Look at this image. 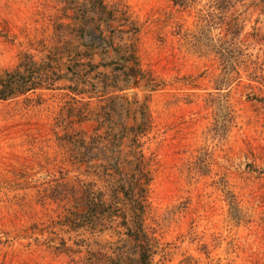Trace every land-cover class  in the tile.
<instances>
[{
  "label": "rangeland",
  "instance_id": "374dc122",
  "mask_svg": "<svg viewBox=\"0 0 264 264\" xmlns=\"http://www.w3.org/2000/svg\"><path fill=\"white\" fill-rule=\"evenodd\" d=\"M194 1L0 0V76L74 59L57 90L0 100V264H138L140 224L150 264H264V0L223 2L210 29L218 2ZM105 40L135 46L154 91L117 82L133 71Z\"/></svg>",
  "mask_w": 264,
  "mask_h": 264
},
{
  "label": "trees",
  "instance_id": "16d2710c",
  "mask_svg": "<svg viewBox=\"0 0 264 264\" xmlns=\"http://www.w3.org/2000/svg\"><path fill=\"white\" fill-rule=\"evenodd\" d=\"M105 0H99L100 4L97 6L99 8L100 13H107V5L104 3ZM180 6L182 8H186L190 2H195L194 0H180ZM218 3L217 6V13L201 10L200 20L203 23H206V26H209L216 24V21H220V24H225L229 20V15H231L230 11L231 9L240 3V0H216ZM233 1H237L233 4ZM221 2V4H220ZM225 2L226 4H229V7L231 9H223L222 3ZM111 17L112 15H108ZM106 38V37H105ZM104 38V39H105ZM105 46L107 48H104V55L108 57V60L110 64H113L117 67V69L124 74L126 71H133L132 75L127 74L126 79L123 80L122 77L118 78L117 82L122 83H135L136 80H142L148 82V87L151 89V91H154L157 87L156 79L153 77L152 73L146 72L143 70V65L141 63L140 57L138 56V50L135 48V46L131 43H124V44H113L112 42H108L105 40ZM73 52H67L65 50L59 49L57 52L50 53L44 60L42 61H36L35 56L30 54H25L21 57L19 64L16 66L14 70L10 71H4L3 74L0 76V100H9L11 98L21 97V96H31L34 95L39 90H47V91H55L58 89V82L70 79L65 74V70L72 68L71 66H66L68 64L69 60H74ZM98 54H92L88 59L90 60L88 63H82V62H76V67L79 68V71L76 72L79 73L77 76V79L84 80L89 83L88 81V74L91 73L92 69L94 68L92 62L94 58ZM67 56H69L67 58ZM81 56V54H80ZM115 61V62H113ZM103 64L96 65L97 74H96V80L101 83L104 80L108 79V72L100 71L102 68L108 67L109 65H106V62H102ZM85 66L86 68L90 67V70L87 71L86 68L83 69ZM99 68H101L99 70ZM84 70L86 72H84ZM72 73H75V70H72ZM81 73V74H80ZM108 79L105 83H107ZM70 81V80H69ZM93 85L91 83L87 84ZM109 85L107 84L106 87ZM96 87V91L93 93L98 94L102 97V92L99 88V84L94 85ZM104 87V88H106ZM102 88V89H104ZM69 89H73V86H70ZM121 89V88H120ZM81 91V90H80ZM121 91V90H120ZM85 92V91H84ZM81 93V92H80ZM79 93V94H80ZM90 93V92H85ZM103 98V97H102ZM110 98H130L122 95L117 96H110ZM30 100V99H29ZM72 101L79 102L76 98H72ZM138 105V103L136 104ZM133 103H129V106L127 105H121L119 110L127 109L131 112H137L139 111V108L136 107ZM141 110L143 111V114L147 113V107L142 106ZM149 118V117H148ZM149 125H152L151 121H147ZM135 140L137 143H139V138L135 137ZM136 241L138 242V264H150V260L152 257V243L147 238L144 228L142 224L138 226L137 231V238ZM118 264H125L124 261L126 260V257L124 254L118 253L116 255ZM113 260V259H110ZM127 261V260H126Z\"/></svg>",
  "mask_w": 264,
  "mask_h": 264
}]
</instances>
